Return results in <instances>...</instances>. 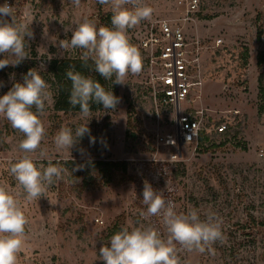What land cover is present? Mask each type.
<instances>
[{
	"label": "rangeland",
	"instance_id": "1",
	"mask_svg": "<svg viewBox=\"0 0 264 264\" xmlns=\"http://www.w3.org/2000/svg\"><path fill=\"white\" fill-rule=\"evenodd\" d=\"M144 2L153 9L150 20L178 17L182 11L173 0ZM4 3L0 0V5ZM7 3L16 9L18 21L32 22L33 38L25 39L30 53L35 48L41 62L66 53L59 41L71 38V31L65 29L75 20L87 15L99 27L98 18L111 13L110 6L97 0H81L78 9L70 0ZM201 4L202 11L189 30L209 48L203 55V86L193 107L203 111L209 130L226 123L228 134L209 131L203 144L180 148L159 144V133L176 131L175 119L170 110L156 114L144 89L143 70L129 74L124 84L115 83L119 98L115 110L93 111L82 118L79 112H56L52 103L47 105L40 117L46 128L41 145L46 158L35 153L38 163L59 162L71 174L78 165L67 162L127 161L128 171L118 172L111 182L94 172V182L87 184L83 177L73 182L69 175L38 201L18 196L29 223L17 264H104L100 247L108 245L122 226H136L139 214L146 211L142 203L145 180L178 212L195 207L203 219L211 209L223 219L222 241L212 251L188 252L177 246L182 264H264V102L259 97L260 79L264 82V0H201ZM138 25L128 30L135 46ZM11 66L0 69V97L14 83H23L22 73L10 71ZM86 123L90 135L81 138L71 153L57 151L54 137L62 127L75 131ZM22 138L0 117V182L14 193L22 190L8 169L22 155L18 148ZM143 222L166 236L161 217Z\"/></svg>",
	"mask_w": 264,
	"mask_h": 264
},
{
	"label": "clouds",
	"instance_id": "2",
	"mask_svg": "<svg viewBox=\"0 0 264 264\" xmlns=\"http://www.w3.org/2000/svg\"><path fill=\"white\" fill-rule=\"evenodd\" d=\"M101 5L110 6L111 25L97 26L96 20L85 15L73 22L70 39L59 41L65 52L80 49V60L84 65L92 62L94 70L106 80L124 84L129 74H138L143 68V57L128 35V30L142 21L150 20L153 9L144 0H97ZM77 9L81 0H70ZM11 18L9 22L8 18ZM32 23V22H31ZM31 23L18 21L16 9L7 3L0 5V69L21 64L30 58L26 37L33 38ZM52 57L50 56L49 59ZM66 76L71 80L69 103L80 106L82 118L91 116L90 101L102 104L105 110H115L119 98L108 91L91 76H85L70 67ZM114 77V80H113ZM53 102L50 85L37 69H30L23 83L16 82L0 97V117L5 118L11 127L22 134L18 148L22 153L15 162H10L9 174L17 182L21 192L14 193L6 183L0 182V264H17L18 255L26 240V217L21 201H38L46 197L48 189L59 181H66L73 171L82 170L78 165L70 174L59 162L48 160L47 165L38 163L46 158L41 147L46 138V128L40 118L47 105ZM35 109V110H33ZM88 123L79 125L75 131L62 127L54 137L57 151H69L85 135H90ZM73 182H78L75 177ZM142 211L136 226H122L110 237L108 245L99 249V259L104 264H182L178 255L180 248L192 252L212 251L217 241H222L223 219L211 209L201 218L200 211L191 207L186 212H178L175 205L166 201L162 193L151 183L144 181ZM161 217L166 236L151 224L143 221L150 217Z\"/></svg>",
	"mask_w": 264,
	"mask_h": 264
},
{
	"label": "built area",
	"instance_id": "3",
	"mask_svg": "<svg viewBox=\"0 0 264 264\" xmlns=\"http://www.w3.org/2000/svg\"><path fill=\"white\" fill-rule=\"evenodd\" d=\"M173 1L182 9L179 16L144 21L138 25L135 42L143 57L144 89L156 114L162 109L170 110L175 119L176 131L159 133L157 142L180 148L198 144L205 131L223 134L228 125L219 123L209 130L204 125L203 111L193 107L203 86V55L209 48L189 30L202 11L201 0ZM221 42L217 40L216 45Z\"/></svg>",
	"mask_w": 264,
	"mask_h": 264
},
{
	"label": "trees",
	"instance_id": "4",
	"mask_svg": "<svg viewBox=\"0 0 264 264\" xmlns=\"http://www.w3.org/2000/svg\"><path fill=\"white\" fill-rule=\"evenodd\" d=\"M111 16L112 13L102 14L99 18L98 25H111ZM80 49L73 50L72 52H66L62 56H51L44 58V62L39 59L38 51L33 48L30 53V58L25 59L18 66H11L8 69L10 71H18L22 73L23 77L27 74L30 69H37L40 72V75L45 79V81L50 85V90L53 93V109L56 112L64 113H76L80 111V106H72L69 103V96L71 90V80L67 78L66 72L70 67L74 68L75 71L82 73L85 76H91L93 79L98 81L106 90L112 91L115 95L116 84L111 80H106L98 72L94 70L92 62L89 61L88 65L80 60ZM261 65V64H260ZM114 80V77H113ZM260 93L259 97L262 103L264 102V82L263 79H260ZM91 111H105L102 104H98L90 101ZM263 109V106H262ZM35 110V109H34ZM229 129L222 135H227ZM209 133L206 131L202 134L200 138V144H203L208 137ZM70 165H84L83 169L80 171H73L71 169L70 179L74 181L75 177L80 179L84 178L83 184L94 182L92 173L97 172L100 175L102 180L105 182H111L115 179V175L118 172L126 173L128 171V162L127 161H113V160H88V161H73L67 162Z\"/></svg>",
	"mask_w": 264,
	"mask_h": 264
}]
</instances>
